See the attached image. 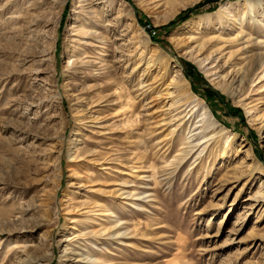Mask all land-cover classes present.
Instances as JSON below:
<instances>
[{
	"label": "rangeland",
	"instance_id": "obj_1",
	"mask_svg": "<svg viewBox=\"0 0 264 264\" xmlns=\"http://www.w3.org/2000/svg\"><path fill=\"white\" fill-rule=\"evenodd\" d=\"M49 1L0 0V264H264V7Z\"/></svg>",
	"mask_w": 264,
	"mask_h": 264
},
{
	"label": "bare ground",
	"instance_id": "obj_2",
	"mask_svg": "<svg viewBox=\"0 0 264 264\" xmlns=\"http://www.w3.org/2000/svg\"><path fill=\"white\" fill-rule=\"evenodd\" d=\"M52 1H55L56 4H60V2L62 3V2H65L66 0H60V1L52 0ZM80 1H83V0H77V2H80ZM49 2H50L49 0H33V2L31 3V5H32L31 7L36 8L39 5H44L45 3L48 4ZM263 5H264V0H240V1H238L235 14H233V12L228 11V14H227V17H226V20L225 21H229L230 19H233V22L236 23V21L238 19H243V21L245 20V21H247L249 23L250 19H253V18L256 19V12H257V10L261 6L264 7ZM125 7H126L127 11L129 12V14H131L132 9L129 6H125ZM236 15L238 16V18L236 17ZM256 22H257V19L255 20L254 24ZM74 27L75 26L72 25L71 28H74ZM196 28L198 29L199 27H196ZM201 29H202V27L199 28V30H197V32H200ZM190 30L192 31V28H190ZM240 40H241V43L242 42H245L246 43L242 48H249L250 46H263V44H264V38L263 37L257 38L254 42H250L251 40L248 37H247L246 40H243L242 41V38H240ZM225 48L223 46V48L220 49L221 50L220 52H222ZM197 62H199V65H201L202 62H203V59L198 60ZM256 63L257 64L259 63V65H261V67L264 66V64H263L264 63V52L262 54L261 53H259V54L257 53V54H255V56H253V61L250 62L249 65L246 68V70H247L246 72L248 74V76L246 75L247 77H249V75H252L255 72V70L257 69V68H255ZM205 71L208 72L209 69H205ZM214 74H216V73H214ZM211 75H213V74H211ZM209 76H210V74H209ZM220 76H221V79L224 78V77H226L225 75L224 76L220 75ZM246 76H241V77L236 78L235 79V82H238L242 86V81L244 82L246 80V78H247ZM171 82H173V81H171ZM177 83H179V85H183V86L187 84V82L185 81V79L183 78L182 75L179 77V80H177ZM194 100H196V99H194ZM198 105L203 109V115L205 117H207V120L209 121V123L210 124H215L216 122H215V120L213 118L212 112L208 109V107H205L204 105H202V102H198ZM262 125H264V123ZM246 156L252 158L253 157V154H252L251 151H248L246 153ZM79 164L81 165V163H79ZM233 168L235 169V167H233ZM73 176H75V177L79 176V170L78 169L77 170L76 169L74 170ZM71 194H72V191H70L69 193H67V197H68L67 200H69V201L72 199ZM97 203H98L97 204V207H101L102 206V203L100 201H98ZM43 258L45 260H50L51 259V254H45V256H43ZM89 259H90V257H87V260H89Z\"/></svg>",
	"mask_w": 264,
	"mask_h": 264
}]
</instances>
